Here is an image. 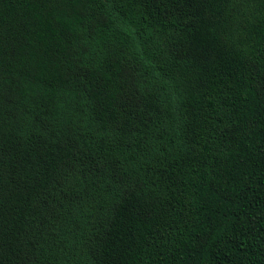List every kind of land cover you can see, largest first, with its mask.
<instances>
[{"label": "trees", "instance_id": "16d2710c", "mask_svg": "<svg viewBox=\"0 0 264 264\" xmlns=\"http://www.w3.org/2000/svg\"><path fill=\"white\" fill-rule=\"evenodd\" d=\"M0 264H264V0H0Z\"/></svg>", "mask_w": 264, "mask_h": 264}]
</instances>
